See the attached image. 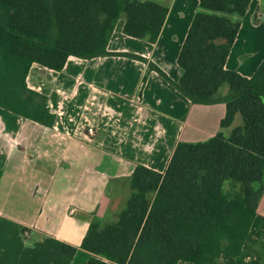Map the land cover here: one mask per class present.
<instances>
[{
	"label": "trees",
	"instance_id": "1",
	"mask_svg": "<svg viewBox=\"0 0 264 264\" xmlns=\"http://www.w3.org/2000/svg\"><path fill=\"white\" fill-rule=\"evenodd\" d=\"M249 2L198 0L173 81L140 55L106 49L120 17L125 35L154 43L167 14L156 1L0 0L2 109L52 127L46 96L26 84L31 64L60 71L68 56H124L145 63L192 103H224L221 129L236 114L242 120L227 134L177 142L163 172L135 165L120 209L88 222L79 247L90 256L82 264H216L221 255L246 264L240 251L264 193V58L250 77L225 61L240 25L226 15L241 17ZM25 231L0 216V264H70L75 246L47 236L26 245Z\"/></svg>",
	"mask_w": 264,
	"mask_h": 264
},
{
	"label": "crops",
	"instance_id": "2",
	"mask_svg": "<svg viewBox=\"0 0 264 264\" xmlns=\"http://www.w3.org/2000/svg\"><path fill=\"white\" fill-rule=\"evenodd\" d=\"M153 1L167 8L156 41L125 35L120 17L106 49L140 55L177 81V55L198 0ZM261 1L250 0L234 18L240 25L225 68L245 77L264 58ZM26 84L46 96L55 119L46 127L0 108V216L24 228L32 242L47 236L75 246L70 264L90 256L79 247L88 222L120 209L135 165L163 172L177 142L203 141L238 125L236 114L221 129L224 103H192L145 63L124 56H68L60 71L33 63ZM240 258L264 264V193ZM216 264L238 263L221 255Z\"/></svg>",
	"mask_w": 264,
	"mask_h": 264
},
{
	"label": "rangeland",
	"instance_id": "3",
	"mask_svg": "<svg viewBox=\"0 0 264 264\" xmlns=\"http://www.w3.org/2000/svg\"><path fill=\"white\" fill-rule=\"evenodd\" d=\"M261 8H262V10H263V12H262V15H261V21H263L264 22V0H262L261 1ZM226 16H228L230 19H234V18H236L237 17V15H235V14H227ZM227 89V87L226 86H224L223 88H222V90L224 91V90H226ZM235 122H237V124L238 125H240L241 124V122H242V120H241V117H240V115L239 114H237V119L235 120ZM228 188V185L226 184L225 185V189H227ZM114 208H116V206L114 207ZM33 238H31V239H24V243L26 244V245H30V244H32L33 242V240H32Z\"/></svg>",
	"mask_w": 264,
	"mask_h": 264
},
{
	"label": "built area",
	"instance_id": "4",
	"mask_svg": "<svg viewBox=\"0 0 264 264\" xmlns=\"http://www.w3.org/2000/svg\"><path fill=\"white\" fill-rule=\"evenodd\" d=\"M87 133L90 134V135H92V134H93V129H92V128H88V129H87ZM71 211H72V210H71Z\"/></svg>",
	"mask_w": 264,
	"mask_h": 264
}]
</instances>
